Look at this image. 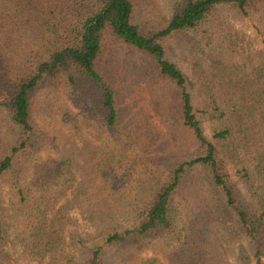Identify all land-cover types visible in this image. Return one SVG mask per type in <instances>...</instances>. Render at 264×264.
Wrapping results in <instances>:
<instances>
[{"label": "trees", "instance_id": "obj_1", "mask_svg": "<svg viewBox=\"0 0 264 264\" xmlns=\"http://www.w3.org/2000/svg\"><path fill=\"white\" fill-rule=\"evenodd\" d=\"M149 1L0 0V264H264V0Z\"/></svg>", "mask_w": 264, "mask_h": 264}, {"label": "rangeland", "instance_id": "obj_2", "mask_svg": "<svg viewBox=\"0 0 264 264\" xmlns=\"http://www.w3.org/2000/svg\"><path fill=\"white\" fill-rule=\"evenodd\" d=\"M146 2H147V9L149 11V16L153 20L158 19V16L161 15L166 9V7L159 6L156 3H151L149 0H146ZM223 19L228 22V24L226 22L227 24L226 29L230 31L231 34L235 35V33H237L239 34V36L246 38L247 41H244L242 45L244 47V53L248 52V48H251V49L255 48L256 50H259L260 48H262V46L264 45V26L259 21H255L253 19H245L241 16H238L233 11L225 12L223 14ZM249 40L253 42L254 46L250 45L252 43H250ZM183 41H184V37H180L179 43ZM201 44L205 46L204 42ZM170 45H171V50L173 54L171 57V60H174L175 62L183 63V64H186L187 57L191 59V62L195 60L193 59V57L189 56L192 48L185 50L186 53L184 54L180 52L178 45L174 44V42H170ZM227 47L228 49L235 48L236 42H233V43L230 42L229 44H227ZM228 49L225 48L223 50H219L218 56L216 57L217 58L221 57L225 61V56H223V54L226 53ZM211 50L214 52L215 46H213ZM193 52L195 56V51L193 50ZM184 55H187V56H184ZM241 55L244 56L245 54H241ZM201 56L202 55L199 54V57ZM216 57L214 59H217ZM185 67L188 69L187 65ZM121 73L123 74V84L121 87L122 88L121 103H122L123 108L127 110H131V107H134L136 110H139V112L142 115H144L142 112V110H144V112H147L149 116L154 118V113L152 111V108L147 102V95H146L147 90L144 85L141 87V84H140L142 76L141 77L136 76V70L130 71L128 69H124L121 71ZM144 73L145 71H143V74ZM137 102L142 108V110L138 106ZM152 122L157 127H159L157 120H153ZM152 140L154 141V143H151V144L146 143V145L149 146L154 153H156L158 149V145L164 150L166 149L168 142L165 140L162 142V136H160V138L159 136L152 137ZM160 143L162 144L160 145ZM154 146H157V147L153 148Z\"/></svg>", "mask_w": 264, "mask_h": 264}]
</instances>
